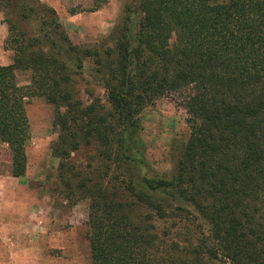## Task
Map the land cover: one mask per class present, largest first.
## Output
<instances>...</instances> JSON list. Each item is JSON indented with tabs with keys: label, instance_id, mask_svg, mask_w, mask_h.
<instances>
[{
	"label": "trees",
	"instance_id": "1",
	"mask_svg": "<svg viewBox=\"0 0 264 264\" xmlns=\"http://www.w3.org/2000/svg\"><path fill=\"white\" fill-rule=\"evenodd\" d=\"M106 2L92 0L89 12ZM43 10L49 54L29 51L4 19L13 51L0 66L9 175L25 172V99L41 97L54 109L59 178L72 152L93 146L95 164L77 184L91 264H264V0H137L101 52L71 44ZM86 59L106 108L74 98L71 80ZM26 70L30 82L20 86L15 72ZM161 97L185 112L188 136L168 175H147L137 120Z\"/></svg>",
	"mask_w": 264,
	"mask_h": 264
},
{
	"label": "rangeland",
	"instance_id": "2",
	"mask_svg": "<svg viewBox=\"0 0 264 264\" xmlns=\"http://www.w3.org/2000/svg\"><path fill=\"white\" fill-rule=\"evenodd\" d=\"M52 1L0 0V13L6 22H12L10 35L18 42L22 41L29 51L52 53L50 45L42 38L43 32L50 31L47 23L50 15L44 12L45 7L54 11L53 20L59 23L71 44L101 52L103 48L113 47L114 41L110 37H113L127 10L136 7L137 0H107L94 12H89L92 0ZM32 3V12L27 15L26 8L29 9ZM8 41L9 34L6 47L13 55ZM83 64L82 72L71 80L74 98L82 106L98 100L105 108L108 107L104 91L87 74L90 60H84ZM30 77L28 70L15 72L16 83L20 86L28 85ZM24 110L29 139L24 149L25 172L18 180L9 175V152L6 145L0 143V182L18 181L21 185L20 197L17 198L20 208L15 207L17 214L13 223L18 229L28 225L39 231L41 227L40 237L46 240L41 242L35 237L29 242L30 247L41 254L37 264H91L85 237L88 201L81 198L77 184L87 165L95 164L93 146H80L72 152L62 169L63 179L59 178V160L51 154V145L57 136L51 123L53 106L41 97H29L25 99ZM185 118V112L170 97H161L141 111L137 120V138L148 166L145 170L147 175L169 174L188 136ZM74 172L81 175L72 176ZM65 182L70 188L65 186ZM17 243L5 251L9 253V250L17 249ZM0 264L9 263L0 260ZM18 264L31 263L21 261Z\"/></svg>",
	"mask_w": 264,
	"mask_h": 264
},
{
	"label": "crops",
	"instance_id": "3",
	"mask_svg": "<svg viewBox=\"0 0 264 264\" xmlns=\"http://www.w3.org/2000/svg\"><path fill=\"white\" fill-rule=\"evenodd\" d=\"M7 34V25L0 13V66H7L12 63V52L4 48ZM14 180H18V178H14ZM0 183L4 184V186H0V260L9 264H18L21 261H30L31 264H37L41 254L36 248L30 247L29 242L35 237L40 240L41 233L39 231L42 229L39 227V231H35L28 225L18 229L13 222L15 221L14 215L17 214L15 207L20 208L17 198L20 197L21 185L18 181L17 183H6L4 181ZM24 214L26 216L27 212L25 211ZM44 240L46 239H41V242ZM17 241L19 242L17 243ZM16 243L17 249L9 250V253L5 251V248ZM7 255H9V259H7Z\"/></svg>",
	"mask_w": 264,
	"mask_h": 264
}]
</instances>
